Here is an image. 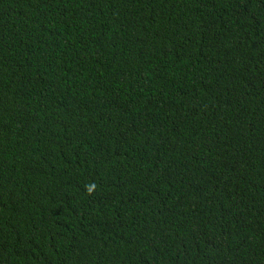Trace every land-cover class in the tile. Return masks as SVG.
I'll use <instances>...</instances> for the list:
<instances>
[{"label": "trees", "instance_id": "trees-1", "mask_svg": "<svg viewBox=\"0 0 264 264\" xmlns=\"http://www.w3.org/2000/svg\"><path fill=\"white\" fill-rule=\"evenodd\" d=\"M0 264H264V0H0Z\"/></svg>", "mask_w": 264, "mask_h": 264}]
</instances>
